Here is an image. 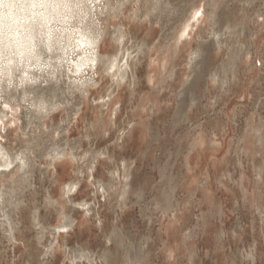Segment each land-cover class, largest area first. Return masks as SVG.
<instances>
[{
    "label": "rangeland",
    "instance_id": "1",
    "mask_svg": "<svg viewBox=\"0 0 264 264\" xmlns=\"http://www.w3.org/2000/svg\"><path fill=\"white\" fill-rule=\"evenodd\" d=\"M102 1L97 4L100 11L106 0ZM121 1L115 14L101 20L107 34L100 39V55L127 50L135 64L132 79H113L101 64L86 70L92 80L81 97L72 100L77 105L61 104L51 111L41 124L33 125L32 139L23 124L33 109L32 94L26 92L28 101L13 110L0 98V108L8 111L0 122V143L11 150L36 145L44 151L35 157L33 172L18 188L20 201L8 213L14 236L28 242L33 257L41 252L47 264H55L65 250L70 252L72 239L86 231L79 225L73 230L74 220L92 206L96 186L103 188L101 176L109 175L111 155H121L115 144L123 143L129 130H138L144 139L154 138L142 183L158 199L146 198L131 209L129 230L150 233L158 243L189 227L195 264H240L241 249L252 239L264 247L259 215L245 194L250 171L264 176V0H213L210 5L199 0L203 14L175 52L166 35L178 31L177 22L169 20L173 29L167 31L161 20L144 14V3L110 0L114 6ZM183 1L169 0L168 6L176 8L187 2ZM214 6L221 12L218 24L212 20ZM228 18L232 28L219 33ZM116 27L125 33L122 40L113 39ZM206 45L212 48L207 70L213 74L199 76L203 68L189 57ZM244 46L246 54L235 61L238 48ZM44 72L32 82L41 92L54 84L49 93L56 100L73 93ZM72 75L77 77L68 76ZM65 141L66 152L51 159ZM20 173L16 169L0 177L12 185ZM3 187L0 183V193ZM161 191L166 195L159 196ZM157 203L179 211L164 215L154 211ZM0 219H6L1 210Z\"/></svg>",
    "mask_w": 264,
    "mask_h": 264
},
{
    "label": "bare ground",
    "instance_id": "2",
    "mask_svg": "<svg viewBox=\"0 0 264 264\" xmlns=\"http://www.w3.org/2000/svg\"><path fill=\"white\" fill-rule=\"evenodd\" d=\"M100 1L102 0H0V98L3 99L2 102L7 108L13 110L14 107H20L22 103L28 101L26 92L32 94L31 104L33 109H30V114L23 121L26 128L24 132H27L26 134L30 139L34 138L33 125L38 126L41 124L40 121L47 118L51 111L59 108L61 104H65L67 107L77 105L71 103L72 100L81 97L86 91L88 81L92 80L91 75L88 74L89 72L86 73V70H96L97 64H101L103 70L109 73L113 79L133 78L131 71L135 64L127 50L122 49L109 57L100 55L99 42L101 37L107 34L101 20L108 14H115L114 11L120 9L124 1L114 6L110 0H106L104 1L105 4L101 6V11L97 7ZM137 1L146 5L148 11L144 14L153 16L156 20H161L167 31L173 29V24H168L169 20L174 23L177 22L178 31H174L173 35L170 32L166 35V42L173 52L179 48V44L190 34L192 27L199 22L203 14V10L199 5L195 7L197 0H187L184 5L179 3L180 6L177 5L176 8L168 6L169 0ZM209 1L212 2L213 0H208L210 5ZM170 11L175 12L170 13ZM18 14H20V18ZM179 16H181L180 20H178ZM220 17L221 12L217 11L214 6L212 12L214 24L220 23ZM69 23H71V26H69ZM222 25L223 27L219 29V33L231 29L230 18L224 21ZM75 31L81 33L85 39L76 35ZM217 32L216 29L215 37H217ZM235 32L239 36L240 30ZM113 33V39L117 41L122 40L125 36L124 31L117 27ZM76 37L79 38L78 42L74 41V39H77ZM205 47H199L201 49L194 51L189 57L192 62L196 60L203 68L199 76L213 74L207 70L208 53L212 48L211 45ZM246 52L247 48L245 46L244 48H238L235 61H240V56L242 57ZM43 72L51 78H57L56 80L59 83L62 82L64 87L66 86L73 93L68 91L70 95L64 99L56 100L55 95L49 93L55 89L54 84L50 85L49 90L41 92L37 85H33L32 82H36V78L42 76L41 73ZM71 73H75L77 77L73 78L72 75L71 78L68 76ZM55 85L57 84L55 83ZM75 92L77 94H74ZM180 105H183L182 102ZM7 112L4 108H0V122ZM178 114L181 116V113ZM65 127L66 125L62 129ZM66 144V141L58 144V147L53 152L51 151L50 158L54 159L58 154L65 153ZM71 146L74 149L77 148L75 143ZM43 152L36 145L31 147L21 145L17 149L11 150L7 145L0 143V176L5 174L9 176L16 169L21 171L14 183L8 186L7 197H2L5 195V187L0 193V198L9 201L7 205L1 202L0 210L4 213L6 219H0V223L5 224V228H2L7 229L8 234L13 237L15 236L11 227L12 221L8 217V213L12 208L11 206L18 205L20 201L16 197L19 192L18 188H21L27 182L33 172L35 157L43 156ZM73 185L75 184L72 183L68 187ZM68 222L69 219L66 220L65 225ZM61 227L63 225L53 229L57 230Z\"/></svg>",
    "mask_w": 264,
    "mask_h": 264
},
{
    "label": "clouds",
    "instance_id": "3",
    "mask_svg": "<svg viewBox=\"0 0 264 264\" xmlns=\"http://www.w3.org/2000/svg\"><path fill=\"white\" fill-rule=\"evenodd\" d=\"M199 4L197 0L195 7ZM203 8L207 17V5L203 4ZM261 11L264 13V2L261 3ZM261 20L264 21V14ZM153 143L151 135L144 139L138 130H129L123 143L115 144L114 148L121 155L119 159L111 155L112 160L108 163L115 172L108 170V176H101L105 181L103 188L96 186L97 194L91 199L92 206L85 208L79 220L73 222V230L79 225L86 231L79 232L72 239L71 251L65 250L55 264H195L197 253L192 251V228L186 227L187 232L185 229L177 231L174 236L160 239L158 243L150 233L141 235L139 231L129 230L131 209L141 205L146 198H150L149 202L158 199L142 183L145 162ZM0 183L5 186L7 197L9 181L0 177ZM245 194L247 202L259 215L261 238L264 239V176H257L255 170L250 171ZM158 195L165 196L166 193L161 191ZM4 203L7 205L9 201L5 199ZM154 211L167 215L168 212L179 211V208L162 209L157 203ZM69 233L64 238L66 243ZM233 236H236L235 232ZM27 243L9 235L7 229L0 228V264H47L41 252L35 257L28 253ZM240 264H264V247L260 241L252 239L241 249Z\"/></svg>",
    "mask_w": 264,
    "mask_h": 264
},
{
    "label": "snow or ice",
    "instance_id": "4",
    "mask_svg": "<svg viewBox=\"0 0 264 264\" xmlns=\"http://www.w3.org/2000/svg\"><path fill=\"white\" fill-rule=\"evenodd\" d=\"M197 15H199V13H197Z\"/></svg>",
    "mask_w": 264,
    "mask_h": 264
}]
</instances>
